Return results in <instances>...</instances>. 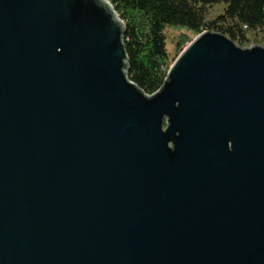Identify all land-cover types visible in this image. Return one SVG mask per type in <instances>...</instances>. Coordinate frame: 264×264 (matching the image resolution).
Segmentation results:
<instances>
[{"label": "water", "instance_id": "water-1", "mask_svg": "<svg viewBox=\"0 0 264 264\" xmlns=\"http://www.w3.org/2000/svg\"><path fill=\"white\" fill-rule=\"evenodd\" d=\"M108 0H0V264H264V47L205 30L160 89Z\"/></svg>", "mask_w": 264, "mask_h": 264}, {"label": "trees", "instance_id": "trees-1", "mask_svg": "<svg viewBox=\"0 0 264 264\" xmlns=\"http://www.w3.org/2000/svg\"><path fill=\"white\" fill-rule=\"evenodd\" d=\"M126 32L129 78L144 92L160 89L174 61L168 51L166 29L182 26L198 34L215 28L235 42L247 41L246 29L264 27V0H110ZM224 2V13L206 20L207 6ZM247 25V28H244ZM192 40L181 34L180 50Z\"/></svg>", "mask_w": 264, "mask_h": 264}, {"label": "rangeland", "instance_id": "rangeland-1", "mask_svg": "<svg viewBox=\"0 0 264 264\" xmlns=\"http://www.w3.org/2000/svg\"><path fill=\"white\" fill-rule=\"evenodd\" d=\"M108 1L110 2V0ZM226 8L227 4L224 2H219L207 6L206 20L212 21L216 19L219 15L224 13ZM118 16L120 17V14H118ZM210 30L216 31L215 28ZM166 33L168 36V51L170 52L172 61H175L182 53L184 48L190 43L188 42L185 47H182L180 50H178L177 42L179 41L181 34H187L191 40H193L197 36L196 32L182 26H170L166 29ZM246 37L247 41H245L244 43H239L238 41H236V44L241 47H251L253 45H260L264 47V27L256 30L249 28L246 29Z\"/></svg>", "mask_w": 264, "mask_h": 264}, {"label": "built area", "instance_id": "built-area-1", "mask_svg": "<svg viewBox=\"0 0 264 264\" xmlns=\"http://www.w3.org/2000/svg\"><path fill=\"white\" fill-rule=\"evenodd\" d=\"M248 26L247 25H244V28H247Z\"/></svg>", "mask_w": 264, "mask_h": 264}]
</instances>
